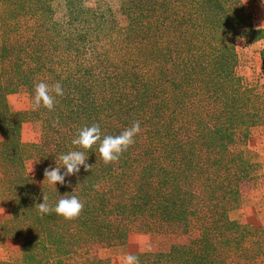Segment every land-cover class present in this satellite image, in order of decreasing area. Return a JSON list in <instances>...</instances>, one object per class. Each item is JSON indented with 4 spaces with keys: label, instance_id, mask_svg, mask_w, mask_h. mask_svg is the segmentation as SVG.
Returning a JSON list of instances; mask_svg holds the SVG:
<instances>
[{
    "label": "trees",
    "instance_id": "1",
    "mask_svg": "<svg viewBox=\"0 0 264 264\" xmlns=\"http://www.w3.org/2000/svg\"><path fill=\"white\" fill-rule=\"evenodd\" d=\"M245 1L0 0V240L20 242L0 264H111L98 250L130 233L170 239L166 252L131 253L139 264H264V225L229 217L257 169L245 144L264 127V92L238 74L237 44L264 38ZM39 82L63 87L53 111L32 109ZM19 89L28 106L11 112ZM134 121L141 131L118 162L106 165L98 142L89 171L45 179L82 150L78 130L98 124L103 139ZM24 123L35 142H22ZM64 195L83 202L78 218L36 207Z\"/></svg>",
    "mask_w": 264,
    "mask_h": 264
},
{
    "label": "rangeland",
    "instance_id": "2",
    "mask_svg": "<svg viewBox=\"0 0 264 264\" xmlns=\"http://www.w3.org/2000/svg\"><path fill=\"white\" fill-rule=\"evenodd\" d=\"M89 2L91 0H88ZM245 9L251 16L254 29H264V0H246ZM264 48V38L252 44L238 43L236 49L241 59L238 74L258 92H264V72L259 65L257 51ZM6 103L11 112L26 109L28 99L24 89H19L6 97ZM21 140L24 143L36 141L31 125L24 123L21 126ZM245 147L253 161L257 162V169L253 179H247L239 184V193L243 200L238 208L230 211L229 217L250 224L253 228L264 225V127L252 132ZM27 171L39 167V162H29ZM34 166V167H33ZM6 218V212L0 213V225ZM191 237L195 236L193 233ZM170 239L167 235L158 233H130L123 245L100 249L97 255L100 258H108L111 264H123L124 257L135 252H166ZM20 247L17 239L0 240V259L9 258L13 250ZM2 261V260H1ZM7 261V260H6ZM72 264H82L73 262Z\"/></svg>",
    "mask_w": 264,
    "mask_h": 264
},
{
    "label": "clouds",
    "instance_id": "3",
    "mask_svg": "<svg viewBox=\"0 0 264 264\" xmlns=\"http://www.w3.org/2000/svg\"><path fill=\"white\" fill-rule=\"evenodd\" d=\"M63 94L64 90L60 82L52 85L39 82L35 85L32 109L38 110L44 107L49 111H53L56 103L55 97L62 96ZM140 131V122L134 121L130 127L124 129L119 135H105L101 139L102 133L98 124L85 126L78 130L76 138L72 140V144L82 150H73L59 156L62 167L65 169L63 174H61V167L46 168L44 170V177L50 185L55 187L57 184L63 185L66 177L79 173L81 167L86 172L89 171L92 166L87 163L88 156H86L85 152L90 150L94 145H97L98 142V151L102 161L106 165L116 163L119 161L121 155L135 143V137ZM36 207L41 214L54 212L65 220H74L83 211L84 204L75 195H64L61 196L55 207H52L48 203V197L43 196V202L36 205ZM3 212L4 209L0 208V213L3 214ZM123 264H139V258L136 255L128 254L124 257Z\"/></svg>",
    "mask_w": 264,
    "mask_h": 264
},
{
    "label": "crops",
    "instance_id": "4",
    "mask_svg": "<svg viewBox=\"0 0 264 264\" xmlns=\"http://www.w3.org/2000/svg\"><path fill=\"white\" fill-rule=\"evenodd\" d=\"M1 260H2V261H1ZM6 260H8V257H7V259H5V260H4V259H0V262H4V261H6Z\"/></svg>",
    "mask_w": 264,
    "mask_h": 264
}]
</instances>
